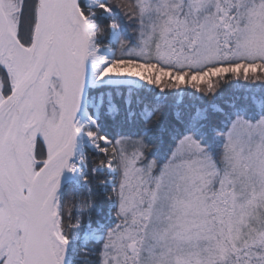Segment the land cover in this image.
Returning <instances> with one entry per match:
<instances>
[{"label":"snow or ice","instance_id":"6c2138e0","mask_svg":"<svg viewBox=\"0 0 264 264\" xmlns=\"http://www.w3.org/2000/svg\"><path fill=\"white\" fill-rule=\"evenodd\" d=\"M0 264H264V0H0Z\"/></svg>","mask_w":264,"mask_h":264}]
</instances>
